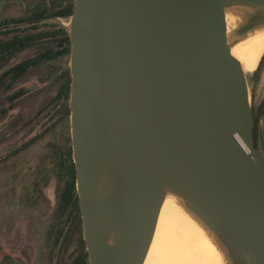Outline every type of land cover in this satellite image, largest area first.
<instances>
[{
	"label": "water",
	"instance_id": "obj_1",
	"mask_svg": "<svg viewBox=\"0 0 264 264\" xmlns=\"http://www.w3.org/2000/svg\"><path fill=\"white\" fill-rule=\"evenodd\" d=\"M228 9L244 14L232 38ZM263 25L264 0H74L69 126L88 264H144L168 193L229 264H264V138L230 52Z\"/></svg>",
	"mask_w": 264,
	"mask_h": 264
},
{
	"label": "rangeland",
	"instance_id": "obj_2",
	"mask_svg": "<svg viewBox=\"0 0 264 264\" xmlns=\"http://www.w3.org/2000/svg\"><path fill=\"white\" fill-rule=\"evenodd\" d=\"M14 3L26 12L30 8L29 4L24 8V0H0V12ZM59 20L68 26L69 18ZM27 25L21 23L19 29L29 28ZM34 52V49L23 51L7 67L31 57ZM68 66L69 57L38 66L11 91L0 90V264L6 263L4 256L19 264H57V258L59 263L70 261L80 250L76 238L68 247L61 245L59 253L56 249L58 255L49 250L48 232L54 223L56 196L62 187L57 178L58 150H66L71 136L70 118H61L59 114L54 117L51 110L56 87L46 77L51 69L65 70ZM245 75L251 108L257 110L264 105V52L258 65ZM20 86L31 87L10 107L7 96ZM261 113L257 144L259 128L264 138V106ZM39 134H42L40 138L19 149Z\"/></svg>",
	"mask_w": 264,
	"mask_h": 264
},
{
	"label": "trees",
	"instance_id": "obj_3",
	"mask_svg": "<svg viewBox=\"0 0 264 264\" xmlns=\"http://www.w3.org/2000/svg\"><path fill=\"white\" fill-rule=\"evenodd\" d=\"M72 2L71 0L65 8L55 10L52 15L69 18L73 11ZM28 27L27 29L10 31L8 34H15L8 38L0 39V69L19 53L28 49H34L35 51L31 57L8 68L6 67L1 71V92L11 91L33 68L41 65L46 66L61 58L69 57L71 44L69 34L63 24L59 22L35 23L30 24ZM46 80H51L52 85H55L57 88L52 102H50L51 110H54L59 105V108L54 111V117L59 114L61 118L66 117L69 119L70 110L68 103L71 84L69 69H65L57 74V69L53 68L48 72ZM13 105L11 103L10 107H13ZM263 106L257 110L252 109L255 122L254 132L256 143L257 129ZM41 136L42 134H39L37 137L31 138L22 144L19 149H25ZM70 143V139H68L66 150H58V161L56 165L59 168V174L57 178L62 183V187L56 196L55 219L49 234L54 239L55 246L60 242L64 247H68V243H71L75 236L78 237L81 245L79 259L82 260L79 264H88L87 249L81 234L82 226L75 182L76 171L72 160L73 155Z\"/></svg>",
	"mask_w": 264,
	"mask_h": 264
},
{
	"label": "bare ground",
	"instance_id": "obj_4",
	"mask_svg": "<svg viewBox=\"0 0 264 264\" xmlns=\"http://www.w3.org/2000/svg\"><path fill=\"white\" fill-rule=\"evenodd\" d=\"M243 12L227 10V35L232 38ZM231 55L245 74L259 63L264 52V25L245 34L231 46ZM144 264H229L223 247L213 234L174 194L168 193L161 205Z\"/></svg>",
	"mask_w": 264,
	"mask_h": 264
},
{
	"label": "flooded vegetation",
	"instance_id": "obj_5",
	"mask_svg": "<svg viewBox=\"0 0 264 264\" xmlns=\"http://www.w3.org/2000/svg\"><path fill=\"white\" fill-rule=\"evenodd\" d=\"M24 1H25L24 8H27L28 4L30 5V8H28L29 10H27V12L25 11L26 9L23 10V7L19 8V7L15 6V3L12 5L13 7L6 6L4 9L1 10V12H0V39L6 38V37L8 38V37L15 34V33L8 34L10 31L13 32L15 30H22V29H19L20 28L19 26L21 25V23H26V24H28L27 26H30V24L32 25L35 23H44L45 24V23H49V22H59V23L63 24L59 20L60 18H63L62 16H53L52 14L55 10H58L59 8H65L71 2V0H24ZM72 1H73L72 2V5H73L74 0H72ZM63 19H65V18H63ZM12 60H10V62ZM6 67H7V64H5L4 69ZM61 71H63V70H61V69L57 70V74H59ZM20 87H22V86H20ZM19 88H17V89H19ZM56 90H57V88H56ZM11 94H9L7 96V99H8L7 102L9 104V106L11 103L14 104L16 101H18V99L23 95L22 94L21 96L13 99ZM58 108H59V105L56 106L54 111H56ZM82 231H81V234H82ZM48 234H49V232H48ZM74 238H76L75 242L78 243L77 244L78 249L81 250V245L78 241V237L75 236ZM82 239H83V236H82ZM50 240H51V243H50V249L49 250L51 253L57 254V250L61 249V244H60V242H58L55 246L54 239L51 237ZM80 250L78 251V254L74 253V256L73 255L71 256L70 261H64L62 263H59V258H57V260H58L57 264H79L82 261L81 259H79ZM59 251L60 250H58V253H59ZM4 258H6L5 264H19L18 261L12 260L11 258H8L7 256H4Z\"/></svg>",
	"mask_w": 264,
	"mask_h": 264
}]
</instances>
